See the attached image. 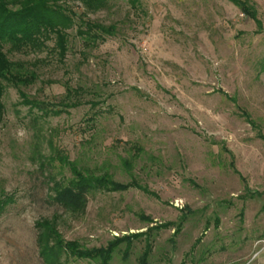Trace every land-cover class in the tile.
<instances>
[{
    "label": "rangeland",
    "instance_id": "374dc122",
    "mask_svg": "<svg viewBox=\"0 0 264 264\" xmlns=\"http://www.w3.org/2000/svg\"><path fill=\"white\" fill-rule=\"evenodd\" d=\"M251 2L261 26L229 0H112L88 15L116 27L98 45L73 28L64 59L54 40L8 53L38 80L5 81L0 264H49L43 220L92 252L56 264H99V250L108 264H264V0ZM40 90L60 113L20 103ZM52 139L116 185L84 212L49 198L51 174L73 178L49 160Z\"/></svg>",
    "mask_w": 264,
    "mask_h": 264
},
{
    "label": "trees",
    "instance_id": "16d2710c",
    "mask_svg": "<svg viewBox=\"0 0 264 264\" xmlns=\"http://www.w3.org/2000/svg\"><path fill=\"white\" fill-rule=\"evenodd\" d=\"M112 0H0V124L4 122L6 108L3 103L5 94V81L16 87L30 86L38 80L37 72L28 67L24 61H13L9 52L27 53L42 50L47 42L54 40V49L61 59H64L69 50V30L76 28L85 45H98L105 41L107 35L115 33V25H104L92 20L88 15L109 6ZM135 5L139 0H131ZM249 19L261 26L258 9L251 0H229ZM80 2L85 11L76 10L75 3ZM43 84H46L43 83ZM48 85V84H46ZM45 85V86H46ZM45 95L40 90L36 96H29L20 91L22 104L29 105L31 110L38 109L44 115L60 113L59 104ZM38 116H35V118ZM85 139L91 136L86 131L80 132ZM52 155L51 162L57 160L61 167L67 166L73 178L57 179L51 174L49 198L65 210L80 213L86 210L88 195L99 187L116 186L110 180V174L97 177L94 174L83 173L77 169L75 161L70 160L66 148L58 147L53 139L49 142ZM43 163V162H42ZM127 187V185H125ZM118 188H121L118 186ZM116 189V188H115ZM13 201L8 194H0V216L7 206ZM43 229L38 242L41 255L49 264L59 263L63 254L79 257H90V251L82 249L78 241L66 240L57 230L55 222L43 220L37 224ZM103 254L104 256H100ZM107 252L99 250L95 257H103L99 264H108ZM106 255V256H105Z\"/></svg>",
    "mask_w": 264,
    "mask_h": 264
}]
</instances>
